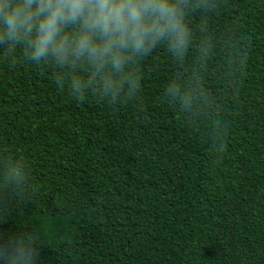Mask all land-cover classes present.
<instances>
[{
    "label": "trees",
    "instance_id": "obj_1",
    "mask_svg": "<svg viewBox=\"0 0 264 264\" xmlns=\"http://www.w3.org/2000/svg\"><path fill=\"white\" fill-rule=\"evenodd\" d=\"M210 3L185 60L158 46L115 98L0 47V164L26 177L0 181V236H31L37 264H264V0ZM203 40L210 136L164 95Z\"/></svg>",
    "mask_w": 264,
    "mask_h": 264
},
{
    "label": "clouds",
    "instance_id": "obj_2",
    "mask_svg": "<svg viewBox=\"0 0 264 264\" xmlns=\"http://www.w3.org/2000/svg\"><path fill=\"white\" fill-rule=\"evenodd\" d=\"M210 0H0V47L7 53L21 49L29 64L54 65L74 94L96 89L116 97L135 80L129 65L166 46L178 62L188 56L193 32L188 17L196 9L210 10ZM210 44L197 47L193 70L165 87V98L209 136L216 121L202 84ZM228 57L222 61L226 67ZM26 180L18 161L0 164V181L15 191ZM40 233L49 240L54 225L43 220ZM34 240L26 234L0 236V264H37Z\"/></svg>",
    "mask_w": 264,
    "mask_h": 264
}]
</instances>
